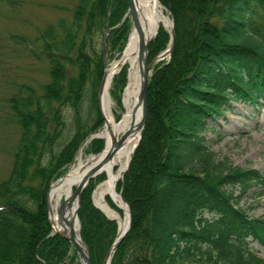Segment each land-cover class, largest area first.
Instances as JSON below:
<instances>
[{"label": "trees", "instance_id": "trees-1", "mask_svg": "<svg viewBox=\"0 0 264 264\" xmlns=\"http://www.w3.org/2000/svg\"><path fill=\"white\" fill-rule=\"evenodd\" d=\"M159 1L175 21V42L168 60L153 68L140 139L116 184L131 218L110 264H264L250 246L264 250V214L250 216L237 205L254 184L264 193V172L218 160L204 133L230 101L264 106V0ZM55 5L70 16L39 28L28 46L46 79L37 87L19 84L6 97V123L18 134L0 174V264H79L71 242L52 231L48 191L81 147L102 149L103 139L90 135L103 123V37L108 23L110 59L120 56L131 30L127 0ZM169 38L161 25L148 61ZM127 66L109 88L120 108ZM93 184L92 178L83 188L77 213L91 264H102L118 225L94 205Z\"/></svg>", "mask_w": 264, "mask_h": 264}, {"label": "rangeland", "instance_id": "rangeland-1", "mask_svg": "<svg viewBox=\"0 0 264 264\" xmlns=\"http://www.w3.org/2000/svg\"><path fill=\"white\" fill-rule=\"evenodd\" d=\"M74 1L75 0H0V174L6 171V166L11 158V147L18 134L16 127L6 123L5 118L8 117L6 97L9 93L15 91L19 84H31L37 87L40 81L46 79L44 66L29 55L28 46L31 45V39L37 34L39 28L44 27L45 24L49 22H56L60 17L68 18L70 16L65 9L62 10V8L56 6L55 3L65 4L71 7ZM164 10L165 14H167L169 18H172L169 11L166 8ZM163 27L169 32L168 27ZM134 29L135 27L131 25V30L129 31L120 56L107 59L108 66L117 63L116 60L118 58H120L119 62L122 60L129 37ZM169 55L156 59L152 66L151 73H153L155 64L161 59L164 61L168 60ZM118 68L119 67H117V71ZM129 73L130 65L128 64L126 74L127 80L121 93V108L110 97L113 113L115 116H119L116 117L118 119L123 116L126 110L124 96L130 81ZM87 107L88 101L85 98L83 101L84 117L87 115ZM104 125L105 119L103 117L102 125L91 135L96 133L99 135ZM67 133L68 132L65 130L63 136ZM204 133L208 147L216 153V158L218 160L227 158V164L238 165L240 167H255L261 172H264V106L258 110L254 106L241 101H230V106L224 109L222 115H218L215 120L208 121V128ZM100 138L103 139L104 144L98 153H88L85 150L86 146L81 147L77 151L74 160L68 166L66 172L51 183L47 199L49 203V216L53 229L54 226L50 215V191L52 185L69 171L79 155L82 156L85 162L92 156L100 155L106 148L105 139L103 137ZM117 169L118 167L116 171ZM98 176L103 177L98 180ZM122 178L119 180H122ZM93 179L94 184L91 198L94 203L96 187L106 179V174L102 173L96 175ZM261 189L262 187L259 184H254L245 192L239 193L238 186H235V193L240 194L237 197V205L244 208L250 216L264 214V193L261 195L258 193ZM118 192L119 194L121 193V191ZM107 198L115 205V207L112 208L124 215L120 206L116 202H113L109 196H107ZM250 246L259 256H264V250L258 243L252 241L250 242ZM187 263L211 264L204 260L185 262V264ZM79 264L82 263L79 262Z\"/></svg>", "mask_w": 264, "mask_h": 264}, {"label": "bare ground", "instance_id": "bare-ground-1", "mask_svg": "<svg viewBox=\"0 0 264 264\" xmlns=\"http://www.w3.org/2000/svg\"><path fill=\"white\" fill-rule=\"evenodd\" d=\"M134 1L143 41H147L153 37L155 32L160 30L161 25L170 27L171 19L165 14V8L159 1ZM142 39L135 28L129 37L123 58L119 62L120 64L128 63L130 65V81L124 96L126 110L120 119L116 118L113 113L111 96L109 94L112 77L119 65L115 63L107 67L104 85L99 97L100 109L105 119L104 128L99 135L106 141L105 150L98 156H92L87 162L79 155L69 171L51 187L50 215L54 229L65 232L72 228L76 241L81 245L83 251H86V249L81 243L79 236L78 219L75 209L76 198L70 199V196L74 193L75 186L89 170L94 169L92 178L102 173L106 174V179L96 187L94 194L95 205L105 211L109 217H114L118 221L116 222L120 230H123L128 223L127 205L116 189V181L120 179L119 177L125 170L140 136V130L135 125L141 120L142 115V105L139 102ZM108 153L110 154L108 155ZM107 196L120 206L124 215L112 208L107 200ZM63 201L65 204L60 215L58 207Z\"/></svg>", "mask_w": 264, "mask_h": 264}, {"label": "water", "instance_id": "water-1", "mask_svg": "<svg viewBox=\"0 0 264 264\" xmlns=\"http://www.w3.org/2000/svg\"><path fill=\"white\" fill-rule=\"evenodd\" d=\"M127 4H128L127 12L130 15L131 24H132V26H134L137 29V31H138L141 39H142V32H141V29H140V26H139V23H138V15H137V12H136L135 1L134 0H127ZM170 19H171V24H170V27H169L170 41L168 43V46L164 50H162L157 56H155L153 59H151L150 61H148L149 43L153 39V37L155 36V34L157 33L158 30L155 32L154 36L151 37L150 39H148L147 41H143V39H142V41H143V44H142V56H141V62H140L141 79H140V87H139V102L142 105V115H141V120L137 123V125H135V127L139 128L140 132H141V130L143 128V125H144V122H145V118H146V113H147V88H148V81H149V79H150V77L152 75V73H151L152 66L155 63L156 59H160V58H163L164 56L169 55L172 52V49H173V46H174V42H175L174 23H173V18H170ZM109 29L110 28H109V25L107 23L106 31H105V34H104V37H103V52H102V56H103V62H104V72H103L102 78H101V80L99 82V86H98V104H99L100 93L102 91V88H103V85H104V81H105L106 70H107V67H108V62H107V57H106V38H107V34L109 32ZM119 59L120 58H118L116 60V62H117L116 65H119L118 70L123 65L122 63L121 64L119 63ZM99 106H100V104H99ZM90 137H101V136H99L96 133V134L91 135ZM139 138H140V136H139ZM139 138H138V140H139ZM137 143H138V141L136 142V144ZM109 154L110 153H108V155ZM129 160L127 162V165L129 163ZM126 168H127V166H126ZM126 168H125V170H126ZM93 171H94V169H91V170H89L87 172V174L75 186L74 193L71 194V196H70V199H75L76 198L75 209H76V217L78 219L79 236H80V220H79L77 212H78V208L80 206V201H79L80 200V195H81V192H82L83 188L85 187V185L92 178ZM124 171H123V173H124ZM123 173L121 174V176L119 178H122ZM122 200L127 205L128 223H127L126 227L123 230H120V228L118 227L116 237H115V239H114V241H113L108 253L104 257V260H103L102 264H110V259H111L113 250L115 249L117 243L124 236V234L127 232V230L129 229V226H130L131 215H130L129 205L125 201V199L123 197H122ZM63 208H64V201L58 207V213L60 215H61V213L63 211ZM47 211H48V219H49V222L51 224V220H50V216H49L48 199H47ZM105 215H107V214L105 213ZM110 218L115 219L114 217H110ZM51 227H52V225H51ZM52 231L64 236L66 239H68L71 242V244L74 246V248H75V250L77 252L78 259H79L80 263H82V264H91L90 253H89V250H88V247H87L86 243L84 242V240L80 236L81 243L85 246V249H86V251H83L81 245L76 241L75 234H74V231H73L72 228H70L69 230H67L65 232H62V231H59V230H55L52 227Z\"/></svg>", "mask_w": 264, "mask_h": 264}]
</instances>
